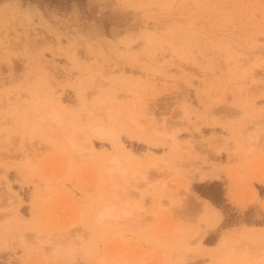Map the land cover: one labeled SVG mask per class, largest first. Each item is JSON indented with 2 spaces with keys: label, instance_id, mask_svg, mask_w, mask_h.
Listing matches in <instances>:
<instances>
[{
  "label": "rangeland",
  "instance_id": "obj_1",
  "mask_svg": "<svg viewBox=\"0 0 264 264\" xmlns=\"http://www.w3.org/2000/svg\"><path fill=\"white\" fill-rule=\"evenodd\" d=\"M31 4L45 20L21 19ZM56 106L68 113L59 126L47 116ZM98 122L120 131L124 150L87 137ZM66 127L95 150L62 141ZM115 153L129 180L116 177L117 198L105 172ZM203 199L223 213L214 228ZM107 203L133 214L95 227ZM4 222L0 264H99L116 254L135 264H256L264 0H0Z\"/></svg>",
  "mask_w": 264,
  "mask_h": 264
},
{
  "label": "bare ground",
  "instance_id": "obj_2",
  "mask_svg": "<svg viewBox=\"0 0 264 264\" xmlns=\"http://www.w3.org/2000/svg\"><path fill=\"white\" fill-rule=\"evenodd\" d=\"M20 16H21V19H24V20H28V21H30L31 20V18H32V16H37V17H39L40 19H42V20H45V18L43 17V14H42V11H41V9L38 7V6H36V5H33V4H31V5H28L27 7H25V8H21L20 9ZM47 23V22H46ZM51 27V26H50ZM128 40H130V38H128ZM108 44V43H107ZM43 107V106H42ZM51 110V109H50ZM33 111V110H32ZM37 111V110H36ZM48 112V111H47ZM46 112V113H47ZM44 113V112H43ZM42 113V114H43ZM41 114V115H42ZM45 114V113H44ZM40 115V116H41ZM47 114H45V116H46ZM67 115H68V113H67ZM66 111L64 110V109H62L60 106L59 107H55V108H52V110L51 111H49L48 112V115L47 116H49L51 119L50 120H52L53 122H54V124L55 125H61L62 123H65L64 121H66V119L68 118H66ZM39 116V115H38ZM45 116H43L42 115V119H44L45 118ZM34 119H37V118H34ZM38 119H40V118H38ZM33 120V119H32ZM93 121H95L94 119H93ZM34 123V122H33ZM94 123V122H93ZM108 123V122H107ZM35 124H33V126H34ZM36 125H37V123H36ZM156 126V125H155ZM71 128H74V127H71ZM153 128V127H152ZM33 129V128H32ZM62 130H64V128H61ZM66 130V131H65ZM64 131V135H62V134H60L61 135V137L63 138V140L62 141H65L64 139H66L67 141H65V142H67V144L69 143L70 145H71V147L73 146V148L75 147V148H78L79 147V149L78 150H82V149H85V147L83 146V145H85L86 146V148H88L87 150H91V151H94L95 150V146H94V144H93V142L91 141V140H89V145H86V144H83L86 140H85V138H87V137H91V136H93V137H97V138H99V139H102V140H111L113 143H114V145H116V146H118V147H120L121 149H125V146H124V144L122 143V141H121V136H120V131L119 130H117L115 127H113V126H111V125H108V124H103V123H99L98 122V124H94V125H92L91 127H90V131L88 132V133H90L89 134V136H87V137H85V138H83L82 137V139H84V140H82L83 141V143H82V145L80 146H77V144L75 143V140H76V136H77V134L76 133H78L77 131H75L74 129H67V127H66V129H65ZM88 130V129H87ZM138 130V129H137ZM154 133L153 134H157L158 132H159V130H158V128L157 127H154ZM160 132H161V130H160ZM159 132V133H160ZM31 133H32V131H31ZM59 133H60V131H59ZM148 133V132H147ZM138 134V133H137ZM135 134L136 136H141L140 134ZM142 134V133H141ZM145 134V133H144ZM76 135V136H75ZM148 135V134H147ZM165 135V134H164ZM81 136V135H80ZM82 136H84V135H82ZM149 136V135H148ZM151 137V136H150ZM173 137H175V136H173ZM32 138V137H31ZM145 138H147V137H145ZM149 138V137H148ZM157 138V137H156ZM149 140H151V138H149ZM158 140V139H157ZM174 140V139H173ZM176 140V139H175ZM84 147V148H83ZM62 149H63V147H62ZM113 155V154H112ZM111 156V155H110ZM130 158V157H129ZM123 155H121V154H117V153H115L110 159H108L109 160V163H110V165H109V167L107 168V170L105 171V172H107V177H106V179L108 178L110 181H111V185H112V187H113V197H115V198H117L118 197V194H117V190L120 188V186H121V182H119L118 180H117V178L116 177H121V178H125L124 180H125V182H126V184H128L129 185V180L126 178V173H127V168L126 167H124V166H127V165H124V166H122V161H123ZM105 162V161H104ZM155 164H157V163H155ZM151 165H154L153 164V162H152V164ZM149 167V166H148ZM152 167V166H151ZM151 167H149V168H151ZM208 175H210V173H202V178H205V177H207ZM137 182H135L134 183V185L136 184ZM123 184H124V181H123ZM125 184V185H126ZM131 186H132V184H130ZM136 187H137V185H135ZM186 189H188V190H190V185H189V183H187L185 186H184ZM122 188L125 190V191H127V189H129L130 188V186H129V188L126 186H122ZM130 190V189H129ZM128 192V191H127ZM127 198L126 199H128V196H126ZM258 197V191L256 190V188H253V197H250V198H254V199H256ZM204 201H203V209H202V220L206 223V226L207 227H210V228H214V227H216V226H218V224H220L221 223V221H222V219H223V213H222V211L219 209V208H217L213 203H211L209 200H207V199H203ZM249 200V199H248ZM251 202H253V201H251ZM244 205H247V202H244L243 203ZM133 210H131V209H122V210H117L116 209V207H115V204H105L104 206H102L99 210H98V212L96 213V216H95V218H94V226L95 227H97V226H101V227H105V226H107V224H109V222H111V221H115V222H119L118 220H119V218L122 216V215H124V216H131L133 213ZM136 221V217H134L133 216V218H132V221L130 220V223L131 222H135ZM202 221V222H203ZM6 222V221H5ZM5 222L2 224H0V226L1 227H7V224H5ZM203 224V223H202ZM201 228H202V226H201ZM205 229V228H204ZM174 232V234H172V235H176L177 233V230H175V231H173ZM263 232V231H262ZM262 232H260V233H255V232H249L247 235V239L248 240H257L259 237H261L263 234H262ZM203 233H205V232H203ZM202 234V233H201ZM246 237V236H245ZM263 237V236H262ZM20 238V237H19ZM23 238V236L20 238L21 240H23L22 239ZM261 239V238H260ZM262 240V239H261ZM260 241V240H259ZM26 242V241H25ZM254 243H255V241H254ZM253 243V244H254ZM261 243V242H260ZM263 244V243H262ZM250 245H252V243L250 242ZM259 245V242H258V244H257V246ZM256 246V245H255ZM259 247H263V246H259ZM184 248H185V246H184ZM234 248V249H233ZM232 248V250L234 251L235 250V247H233ZM255 248V247H254ZM257 248V247H256ZM237 249V248H236ZM241 252H239V254H238V252H237V254H238V256H242V255H244V251L242 250V248L240 249V248H238ZM57 250V249H56ZM255 251L253 252V254H254V262L256 263V264H264V247L261 249V250H258V249H254ZM237 251V250H236ZM166 253V252H165ZM236 253V252H235ZM165 255H167V254H165ZM146 256H147V252H145V253H143L142 254V257H141V259H140V262L141 261H144V259L146 258ZM166 257V256H165ZM163 258L162 257V259H161V262L159 263V264H171V263H167L168 261H167V257L166 258ZM182 262V261H181ZM224 262L225 263H228V264H241V263H236V262H234L233 260L232 261H229L228 259H225L224 260ZM99 264H135V262H134V260L133 259H128L126 256H124L123 254H121V255H115V256H113V257H109V256H103V257H101L100 258V261H99ZM173 264H184V262H182V263H173Z\"/></svg>",
  "mask_w": 264,
  "mask_h": 264
},
{
  "label": "trees",
  "instance_id": "obj_3",
  "mask_svg": "<svg viewBox=\"0 0 264 264\" xmlns=\"http://www.w3.org/2000/svg\"><path fill=\"white\" fill-rule=\"evenodd\" d=\"M204 195H206L207 197H209L210 199H212L214 202L217 203V201L214 198H212L210 195H207V194H204Z\"/></svg>",
  "mask_w": 264,
  "mask_h": 264
}]
</instances>
